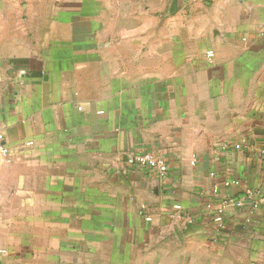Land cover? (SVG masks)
<instances>
[{"label":"crops","instance_id":"crops-1","mask_svg":"<svg viewBox=\"0 0 264 264\" xmlns=\"http://www.w3.org/2000/svg\"><path fill=\"white\" fill-rule=\"evenodd\" d=\"M0 134V264H264V0H0Z\"/></svg>","mask_w":264,"mask_h":264},{"label":"built area","instance_id":"built-area-1","mask_svg":"<svg viewBox=\"0 0 264 264\" xmlns=\"http://www.w3.org/2000/svg\"><path fill=\"white\" fill-rule=\"evenodd\" d=\"M207 55L212 58L214 57V51L209 50L207 52ZM4 141V136L0 134V152L2 153H8V147L3 144ZM28 144H31L29 142ZM236 147H239V145H236ZM127 166L130 167L131 169L135 166H143L146 167L147 170L156 172L160 175H166L169 171V165L168 162L160 156L153 155L150 152H138V153H133L128 156L126 160ZM181 207L179 205H175L174 209H180ZM150 220V218H148ZM215 222V230L217 232V235L215 239L218 237V233L220 234L222 230L225 227V222L224 218L222 215H217L214 219Z\"/></svg>","mask_w":264,"mask_h":264},{"label":"rangeland","instance_id":"rangeland-1","mask_svg":"<svg viewBox=\"0 0 264 264\" xmlns=\"http://www.w3.org/2000/svg\"><path fill=\"white\" fill-rule=\"evenodd\" d=\"M32 27L34 29V37L37 36L39 34V36H41L42 34L41 33H38V29L36 28L35 26V19L33 20V23H32ZM22 29V28H21ZM37 32V33H36ZM21 33V31H20ZM22 33H25V31H23ZM45 35V32L43 33L42 37ZM45 37V36H44ZM36 39H34L35 41Z\"/></svg>","mask_w":264,"mask_h":264}]
</instances>
